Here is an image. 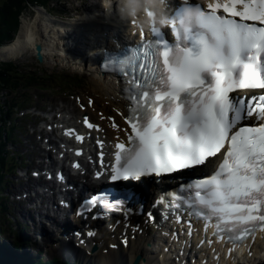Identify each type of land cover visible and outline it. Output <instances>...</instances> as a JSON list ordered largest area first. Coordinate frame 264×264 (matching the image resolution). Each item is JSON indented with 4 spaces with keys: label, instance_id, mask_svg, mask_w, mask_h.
Wrapping results in <instances>:
<instances>
[{
    "label": "snow or ice",
    "instance_id": "1",
    "mask_svg": "<svg viewBox=\"0 0 264 264\" xmlns=\"http://www.w3.org/2000/svg\"><path fill=\"white\" fill-rule=\"evenodd\" d=\"M205 4L206 10L184 0L179 14L168 17L174 43L151 27L157 39L145 41L141 31V46L119 61L132 65L127 79L134 88L124 117L130 131L114 145L109 177L135 181L214 165L179 185L176 207L195 209L205 228L215 221L217 239L237 243L264 231V0ZM83 122L94 127L87 117ZM124 204L123 198L108 202Z\"/></svg>",
    "mask_w": 264,
    "mask_h": 264
},
{
    "label": "bare ground",
    "instance_id": "2",
    "mask_svg": "<svg viewBox=\"0 0 264 264\" xmlns=\"http://www.w3.org/2000/svg\"><path fill=\"white\" fill-rule=\"evenodd\" d=\"M96 1V0H95ZM37 8V7H35ZM39 14L36 15L35 11V17L34 20L37 18L38 20H41L38 22L39 27H35V22L32 23L28 20H22V24L19 27L20 31L18 30L17 36L13 38V40L6 45H3L0 47V57L1 59H15V60H22L24 59H17L16 57H22L27 54L34 55V47L36 43H40L42 46V54L44 60L42 63L49 65L50 67L53 65H56L57 67H63L68 66L69 69H76L79 71H82L87 76V92H80L78 95L75 96L74 101L67 106H64L63 104L60 106V110H58L55 113H59L56 121H47L45 124H52L51 129L52 131L57 130V133H54L52 135H47L45 137V134H47L49 131L43 128L39 129L40 134L46 138V144L51 145L54 147V144L56 143V138H63L68 137L69 133L73 131H78L80 126V121L84 120L85 117H89L94 124H99L101 129L100 131H94L91 130V139H94L95 141L103 140V148L104 151L107 152L109 150L110 144L109 140L113 139L115 136L122 134L119 127L122 124V119L119 115V113H123L125 111L126 102L124 101L120 91L119 86L115 84L110 78L101 76L97 73L94 66H83L79 62L75 60L74 57H71L72 53H76V49L73 51V46H71V40L67 41L64 36H61V29L65 28L63 25L61 27V22L55 21L52 17H50L44 10H41L39 8ZM98 15L103 18H101V21H105V23H108L112 26L117 24L118 22L116 20H113L111 17L113 16L111 13L106 12L103 7L101 6V9L98 10ZM103 12V13H102ZM92 16V15H91ZM28 18V17H27ZM79 21H82L80 19H83L79 26H82L84 30H76V37L79 38L80 41V47L86 45L87 40L85 39L86 35H89L90 30L92 32L97 31V27L91 23L90 20L91 17L89 14H85L84 17H77ZM29 19V18H28ZM58 20V19H57ZM69 29H72L71 26L66 25ZM64 31H66L64 29ZM96 40L95 46L101 47L104 43L107 42V39H104L100 36V33L95 34L92 36ZM86 54L84 57L86 59H89L88 57V51L90 49L86 48ZM9 53V56L5 55ZM15 54V55H14ZM87 64H89L88 61H86ZM84 74V75H85ZM91 95H86V94ZM88 96L92 97V103L89 105L88 103ZM83 105V108L81 107ZM78 106V107H77ZM53 118H56V114H52ZM113 115L114 120L118 123L117 128H113L111 126V122L109 121L108 117ZM52 136H55L53 138ZM71 141V140H70ZM47 151L49 149H45L44 147L40 146V154L44 158H47V161L50 165V168L57 167V164L55 163L54 159L49 157ZM74 160V159H73ZM85 171L83 173V176L86 175V182L85 184H90L88 177V169L87 166L84 164ZM48 168V167H47ZM58 168L64 169V171L71 175L69 172V168L67 165H59ZM37 184H43L45 187V180L43 178H40L39 181L36 182ZM36 183H32L25 185L27 188H32ZM47 183L52 186L55 183L54 178L47 179ZM82 184V183H80ZM85 184H82L84 187ZM21 189V187H18V190ZM31 190V189H30ZM47 203L44 204L43 197L40 195L36 198L35 203L38 210L36 211L38 215H42L46 212L48 209V215L50 212L56 214L58 225L61 220H59L60 216H58V213H61L63 211L62 208H60L57 203L54 205L52 204V200L55 199V197L51 198V195L47 193ZM33 199V198H32ZM31 199V201H32ZM33 205V204H32ZM55 227L57 226V223H54ZM79 225V224H78ZM81 225V224H80ZM71 226H73L75 229H78L77 226L73 223H71ZM124 226V225H123ZM116 229L114 232L112 230L108 232L100 231V229L95 230L94 237L95 239H91L90 243H96V251L93 254H89L88 251L85 250L83 245H79L78 248L75 251H70V249H67L66 255L70 259L73 258H79L82 257L84 260L87 259H93L95 260V263L97 264H109L110 261H107V259L112 261H123V264H130L132 258L137 253H143L148 254V249L145 248V240L150 238V233L155 230V223L150 222L146 223L141 221L138 226L131 225L127 229V236L133 237L131 241H128L127 244H124V246L121 243V239H124L125 236H121L120 233L122 231V228ZM131 229H134V233L132 235ZM152 232H151V231ZM81 231V228L79 229V233ZM86 231V230H85ZM118 231V232H117ZM87 233V232H86ZM156 237L160 235H155ZM129 239V238H128ZM66 242L71 243V241ZM127 240V238H125ZM259 245L262 246L261 253L258 254L259 250L256 248H252L253 255L255 258L258 256H264V233L262 232L261 235L258 237ZM67 243H65L66 245ZM112 244V248H109V245ZM74 245V244H73ZM43 251L46 249V244H42ZM62 247V245H61ZM105 250V253L102 252ZM4 251V250H3ZM53 252H59V249L52 250ZM102 252L100 255L97 253ZM88 256V258L86 257ZM152 256H147V262L148 264H154L152 262ZM73 257V258H72ZM248 262H251L252 259H247ZM89 263V262H88ZM254 263V262H253ZM139 264H146V262L140 261ZM247 264V263H246ZM255 264H263L261 260H257Z\"/></svg>",
    "mask_w": 264,
    "mask_h": 264
},
{
    "label": "rangeland",
    "instance_id": "3",
    "mask_svg": "<svg viewBox=\"0 0 264 264\" xmlns=\"http://www.w3.org/2000/svg\"><path fill=\"white\" fill-rule=\"evenodd\" d=\"M1 1L2 0H0V3ZM25 4L27 3L25 2ZM100 5H101V0H96V1L95 0H48V2L44 6L47 9H49V11L53 14L52 16L58 19L59 21L70 22V21H74V19H78L77 15L84 17L85 14H89L90 17H93L95 13L98 12ZM22 11L23 12L19 16V22H17V26L19 25L18 26L19 31H20L19 27L22 24V20L25 19L32 23L35 22V27H39L38 22H40L41 20H38L37 18L35 20L33 19L35 17L34 16L35 13L36 15L39 14L40 11L39 8L25 6ZM9 55L10 54L7 53L5 57ZM23 57L24 59H22L21 61H15V63L18 62L20 66H24L23 72L25 70H30V71L38 70V73L40 75H42V73H48L50 77L48 79L47 78L41 80L39 79L38 83H35L34 85L26 86L25 80L28 77H25L24 75V78H21V85L16 87L13 90V92L10 93V95L14 99L13 103H16V105H21L18 107L17 106L13 107L14 121H16L17 123V128L20 126L21 128L19 130L18 129L11 130V133H13L15 130V133L17 134L16 138L17 137L19 138L18 140L19 142H16L15 144L12 145H8V147L11 148L10 150L11 152L17 153L18 157L19 155H22L25 158L24 162H28L32 157L33 161L38 163V158L36 156L37 147L33 143H36L37 141L41 143V138L39 137V135H37V133L34 134L33 130L35 128L39 130L40 127L41 128L49 127V126H45V123L43 122H38V117H43L45 115V112L42 111L41 108L43 107L46 110L54 107V109H56V107L58 108L62 104L64 105L65 102H67L68 104L72 103L74 101L75 96L78 95L80 92H87L86 89L87 76L82 71L76 69H72V70L69 69L68 66L57 67L56 65H53L50 67L47 64L38 62L35 59L34 55L31 56V54L30 55L27 54L22 57L17 56L16 58L21 59ZM42 83L44 84L42 89L35 88L40 86ZM1 95L8 97L9 93L5 94V91L3 90V92H1ZM86 95H91V94L87 93ZM88 97L92 98L91 96ZM25 99H28V101L30 100L27 105L31 104V106L27 110H25L26 108L24 109V106L27 103ZM23 114H27V115L25 117H22ZM2 117L3 118H1V120L4 123H2L1 126L3 127V135H4V134H8L9 131L7 129L8 123H5L7 122V117L6 116L4 117L3 115ZM22 118H26V119L23 120ZM34 125H37V127L34 128ZM13 136L15 137V135ZM29 154H31V157L29 156ZM23 168L25 169L26 167ZM17 172L15 174H17ZM19 173H21V171ZM6 175L7 174H3L4 180L0 184V201L3 204L2 201L4 200L3 196H5V200L8 208L7 213L12 222L11 223L9 222V219L5 214L2 215L0 219V223L2 226L3 233H0L1 234L0 241L5 239L6 242L15 243L17 241V238L20 240V237L18 236L19 231L17 230L16 221H15V219L18 220V218L14 213V208L19 207V203L16 201L17 198L19 197L18 196L19 194L17 193L18 190L14 189L15 188L14 185H16L14 184L16 183V179H14L15 175H11L10 180ZM8 189L14 190V193H10L13 195L9 194ZM14 195H17V197L15 198ZM17 252L18 253L25 252L23 251L21 244ZM48 253L49 254L46 255L47 257L56 254V252H53L52 250H48ZM26 257H29L30 261L33 260L32 257L29 256L27 253L25 258ZM7 262L8 264H12L10 260H7Z\"/></svg>",
    "mask_w": 264,
    "mask_h": 264
},
{
    "label": "trees",
    "instance_id": "4",
    "mask_svg": "<svg viewBox=\"0 0 264 264\" xmlns=\"http://www.w3.org/2000/svg\"><path fill=\"white\" fill-rule=\"evenodd\" d=\"M48 0H2L0 3V43L8 37H11L14 31L17 28L18 15L19 12L24 9L26 3L30 4H42L45 5ZM28 77L25 80V85L30 86L38 83V80L49 78L48 73H42L40 75L37 71H29L22 72L17 65L12 63H0V91L2 89H7V92H12L17 86L21 85V78ZM41 83V82H40ZM23 84V83H22ZM44 84L42 83L40 86L35 87L37 89H42ZM45 88V87H44ZM43 88V89H44ZM14 101V99L12 98ZM28 100V99H26ZM9 110L6 111L3 108V105L0 103V184L4 180L3 174H5V169L11 165L13 158L8 154L7 149L5 148L8 141L14 140V136L11 133V128L8 129L7 139L4 140L3 137V127L1 124L3 121L1 120L2 115L5 117H9L11 112L10 106L15 104L13 102L8 103ZM5 210V206L0 201V213H3ZM4 250V251H3ZM2 256L4 259L12 260L13 255L10 254L5 248H1ZM5 261V260H4ZM3 261V262H4ZM36 264H68L66 262H60L58 259H53L52 261L43 262L40 260L37 261Z\"/></svg>",
    "mask_w": 264,
    "mask_h": 264
},
{
    "label": "clouds",
    "instance_id": "5",
    "mask_svg": "<svg viewBox=\"0 0 264 264\" xmlns=\"http://www.w3.org/2000/svg\"><path fill=\"white\" fill-rule=\"evenodd\" d=\"M113 3L122 20H135L139 26L148 29L163 28L168 24L169 18L164 11L167 0H101V6L108 13L112 11Z\"/></svg>",
    "mask_w": 264,
    "mask_h": 264
},
{
    "label": "water",
    "instance_id": "6",
    "mask_svg": "<svg viewBox=\"0 0 264 264\" xmlns=\"http://www.w3.org/2000/svg\"><path fill=\"white\" fill-rule=\"evenodd\" d=\"M36 56L38 58L39 61H42V55H41V45L40 44H36Z\"/></svg>",
    "mask_w": 264,
    "mask_h": 264
}]
</instances>
